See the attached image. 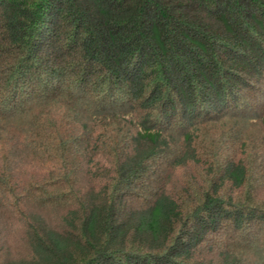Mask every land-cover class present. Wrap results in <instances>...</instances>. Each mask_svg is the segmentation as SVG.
Wrapping results in <instances>:
<instances>
[{
	"label": "trees",
	"instance_id": "trees-1",
	"mask_svg": "<svg viewBox=\"0 0 264 264\" xmlns=\"http://www.w3.org/2000/svg\"><path fill=\"white\" fill-rule=\"evenodd\" d=\"M257 122L264 0H0V264H264Z\"/></svg>",
	"mask_w": 264,
	"mask_h": 264
},
{
	"label": "rangeland",
	"instance_id": "rangeland-1",
	"mask_svg": "<svg viewBox=\"0 0 264 264\" xmlns=\"http://www.w3.org/2000/svg\"><path fill=\"white\" fill-rule=\"evenodd\" d=\"M220 128L221 127L219 125L218 126L217 125L211 126L207 130L208 131V134L207 135H209V134H212V135L215 134L216 131H218ZM244 130H245V133L246 134L248 133L249 136L253 138V140L256 142V144H258V142H259V140L261 138L262 139L264 138V123L263 122H257V123H254V124H249V125H247L245 127ZM231 140L228 139L227 142H226V144H225L226 147L224 149H226V151L227 150H230V147L231 146L229 145V142H231ZM206 141H207L206 144H209L210 145L212 140L209 139V141L208 140H206ZM228 145H229V147H228ZM244 151L245 152H248L249 151V148H246V150H244ZM184 180H192L188 184L190 186H194V188L196 190L198 189L197 186L202 183V181L198 179V174L196 172L192 171L191 169H189V170H186V171H183V172L177 171V173L176 172L170 173V177L167 179V182H166V179H165V184L167 186H169L170 188L173 187V191H176V188L177 189L180 188L181 187V184L184 183V182H181V181H184Z\"/></svg>",
	"mask_w": 264,
	"mask_h": 264
}]
</instances>
